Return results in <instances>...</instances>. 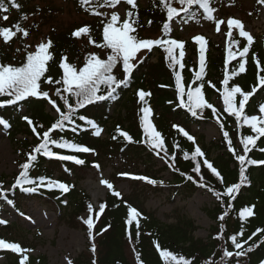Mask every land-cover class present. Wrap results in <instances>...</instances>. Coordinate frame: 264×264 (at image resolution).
Returning a JSON list of instances; mask_svg holds the SVG:
<instances>
[{
    "label": "trees",
    "instance_id": "1",
    "mask_svg": "<svg viewBox=\"0 0 264 264\" xmlns=\"http://www.w3.org/2000/svg\"><path fill=\"white\" fill-rule=\"evenodd\" d=\"M34 1L17 0V3L21 5L20 9L17 10L11 6L10 0H0V17L3 15L9 17L7 21L0 19V27H12L19 23L21 27L28 31V36L40 34L41 30L47 27L48 30L43 43L49 40L52 42V47L49 51L53 55V60L49 62V71L46 72V76L59 79L63 75L62 69L59 67L62 57H67V62L77 67L83 66L85 57L90 53H96L103 59L107 58V53L110 50L96 48L94 44L89 43L88 37L85 35L80 37L73 35L79 28L88 25L92 29L91 34L95 42L102 43L103 25L100 21L105 17L94 16L86 12L80 6L79 0H62L71 5V12H74L75 16L81 18L78 23L66 25L60 21L57 14H54L61 10L51 7L40 9L38 5H31ZM146 1V7L137 5V9L128 8L126 11L127 13L132 10L137 14L136 18L141 27L134 34H138V36L146 27L158 28L161 31L163 23L166 22V12L163 6L160 5L159 0ZM237 1L239 0H212V7L222 16L228 17L230 14H228L227 10L232 8ZM247 3L253 9V13H251L253 15L259 13L257 12L258 9L264 8V5L257 3V0H247ZM173 6L180 7L177 0H173ZM5 7L9 9L8 12L2 11ZM98 10L101 11V8ZM193 11L196 13L195 18H189V16L182 14L183 20L187 21L186 23L182 22L180 17L176 18L172 23L175 22L178 25H182L192 21H199L203 15L202 10L193 9ZM149 21L152 22L151 25H149ZM13 31H15L14 28ZM178 34L177 30L173 29L170 31V37L180 41L181 38ZM27 37H24L22 33H17V36L13 37L8 43L3 42L2 38H0V63L13 66L22 65L26 61L27 52H29V50H25ZM233 39L240 41V50L248 44L247 41L235 35H233ZM15 43L20 44L18 48L14 47ZM263 45L264 42L260 40H255L251 44L250 51L247 54L248 57L245 59L247 61L245 71L239 75L232 76V69L238 68V64L241 61L234 60L227 65V72L230 77L229 87L239 86L245 92H252L253 88L257 89L245 105V113L250 116L262 115L259 112V108L264 105V86L259 89V77L264 76V71L260 70L264 69ZM187 48L191 49L192 57L183 63L184 67L180 72L181 83L185 91L189 87L194 89L201 83V81L195 80V74L199 72L200 68L193 62V58H197V50L192 49L190 44H187ZM17 49H20V51H17ZM155 56L156 61L153 62L152 60ZM256 60L260 61V69L257 68ZM225 62L226 57L223 49L215 47L208 42L202 92L207 103L213 106V98L216 97L220 103H223V108L217 109V115H213L212 111H207L202 112V115L193 117L185 108L178 106L180 101L176 90V72H173L176 71V68L171 69L165 60L163 50L159 46L155 47L153 53H150L135 68L128 86H121L120 89H117L115 99L78 110L77 117L84 115L86 119L93 120L105 134L107 133L106 139H102L100 135H95V130L85 121H81L78 118L76 119V124L80 127L76 132L71 131L74 125H66L65 131L55 130L50 133L58 141L62 139L92 149L88 153H79L69 149L53 147L54 152L62 155H73L78 159L84 160L85 163L83 165H76L71 161L60 162L37 154V166L30 170V178L38 179L44 177L55 179L57 177L59 182L69 186V191L62 193L59 189H54L44 193L38 188L36 192L29 193L14 189L5 194L7 204L13 210L18 211L22 218L25 219L27 214L23 204L25 203L26 205V201L32 202L34 205L53 211L58 220H64L63 224H65L71 221L74 216L84 213L91 204L88 196L78 191L75 185H70L68 177L71 175L76 176L97 165L99 166L97 167L98 169H104L107 165L118 164L117 170L113 171V176L116 180H119L122 178V174L137 176L135 175L136 172H133L130 167L132 165V167H135L139 164V166L145 167V171H148L146 175L142 176L160 182L161 179L157 176V172L151 175L152 171H149L154 165V161L151 156L153 150L145 143L146 136L143 135V127L141 125V117L143 116L141 108L145 105L140 101L138 91L143 90L151 93L150 96L145 97V100L147 101V106L152 110L151 116L156 130L161 133L164 148L168 152V156L165 157L162 150H155L156 152L160 151V156L163 157L162 160L166 165L162 170H169L171 174V179L168 183V190L170 191L169 201L174 202L177 198L184 201L188 200L201 188L198 184L204 183L205 187L202 189L214 198L213 206L204 210L207 217L214 223V227H212L206 241L198 239L195 236L197 227L194 222L181 211H174L171 216V219H173L172 223H164L157 218L154 212H149L145 209L140 195L132 194L129 197L120 195L117 197L113 195V191H117L113 186L104 201L105 210L94 229L97 238V249L95 253L91 252V256L82 257L75 264H94V262L95 264H132L127 256V251L132 250L130 249L131 247L135 252L136 258L139 255L138 264H165V261L160 256V251L164 250L178 256H184L191 261V264H213V262L215 264H264V231L252 236L254 232H257V229H264V164L245 165L248 182L241 187L236 199L230 201L231 207H229V197L224 196L218 200L212 192L208 191V188L211 187L215 191L223 192L226 187L239 183L240 165L236 157L228 149L224 132L229 134V139L232 140V146L236 150L237 155L244 154L243 145L240 143L243 136L256 135L246 125L238 127L235 117L224 111L221 93L225 88L223 84L226 71ZM122 78L123 75L118 76V79ZM55 87H59V85L43 84V90L50 89L54 91ZM6 99L8 98L0 97V102ZM55 99L58 105H63L58 100V97ZM240 99L241 97L237 94V107ZM70 102L74 104L73 100ZM47 104L46 100L30 98L29 101L21 102L18 106L5 105L0 107L1 117L13 127L9 136L13 138L17 133L27 136L22 148L29 149L33 142H39L40 139L37 133L42 135L58 119L47 113ZM23 109L24 115H22ZM62 110L66 111L63 107ZM23 116L31 119L33 124L29 125L22 118ZM210 122L217 124L222 132V137L218 141L206 143L200 130L203 124ZM174 125L178 127H173ZM221 125H223V128ZM33 128H36V132H33ZM179 129H183L184 132L192 136L194 142L189 140ZM120 132H126L130 135L132 142L125 140L120 135ZM29 138L32 144L27 141ZM36 138L39 140H36ZM236 139L239 140V145L236 144ZM197 147L203 155L196 156L193 159L192 157ZM149 149L150 151H148ZM261 149H264V137H260L257 140L256 147L247 154L248 158L264 161V151H261ZM185 153H187V159L185 158ZM173 156L175 159H170ZM205 160L211 163L213 168L220 173L223 183L213 173L212 169L207 167L204 163ZM25 162H27V157H25ZM197 164L200 165L199 176L193 171ZM154 166L156 167V165ZM138 174L145 173L138 172ZM187 176H192L193 180L198 183L189 181ZM201 177H203V180H201ZM157 184L159 186L160 183ZM26 187H31V185ZM153 189L158 191L159 188L153 187ZM63 194L67 197L68 203H63ZM130 207L135 208L141 215L133 219L131 225H128L126 220L128 219ZM244 208H252L253 215L242 220L239 213ZM225 212L228 214L221 221L219 217ZM137 222L139 223L138 229L136 227ZM8 223L6 221L4 225H0V228L8 230L14 225L21 228L17 223H10L9 226ZM1 229L0 239L6 243H11V239L3 237ZM104 229L107 230L104 231ZM137 231L139 232L138 236ZM241 231H243L242 236L238 235ZM233 235H237L238 241L241 243L252 236V239L244 244V249L252 247L253 250L245 256L223 257L225 250L233 253L237 251L230 239ZM129 236H131V239ZM157 243L160 246L159 250L156 247ZM11 253L12 251L8 249L0 250V255H5L6 257V264H19L20 259L23 257L22 252L15 257H11ZM38 261L46 264L44 257L42 259L30 258L27 264H36Z\"/></svg>",
    "mask_w": 264,
    "mask_h": 264
},
{
    "label": "snow or ice",
    "instance_id": "2",
    "mask_svg": "<svg viewBox=\"0 0 264 264\" xmlns=\"http://www.w3.org/2000/svg\"><path fill=\"white\" fill-rule=\"evenodd\" d=\"M124 2L128 5H131L132 9H137L136 0H124ZM177 2L180 5L179 8L173 6V0H159L160 5L163 6V9L166 12V22L162 25L164 36L159 39L152 40L141 39L138 37V34H134L137 33V29L141 27L138 19L136 18V12L129 10L127 12V18L122 19L117 11L111 12L109 17L107 13L98 10L99 8L106 7L116 8V6L121 3V0H79L80 6L86 12H89L94 16L105 17L100 21V23L103 25V39L102 43H96L91 34L92 29L88 25L79 28L73 33V35L75 37L85 35L88 37L89 43L94 44L96 48L110 51H108L106 59L101 58L96 53L88 54V56L85 57V62L82 67H77L76 65L67 62V57H62L59 67L62 69L63 75L59 79H54L51 76L45 75L46 72L49 71V62L53 60V55L49 51V49L52 47V42L50 40L46 43H40L38 46H36L34 51L27 52L26 61L20 66L0 63V97L8 98L5 101L0 102V107H4L5 105L18 106L21 102H26L29 101L30 98H35L38 100H46L47 103L51 105V107L59 114L58 119L50 129L45 130L42 135L37 133V136L41 142L33 149V152L28 155L27 162L20 165L22 170L19 172L13 187H20L25 192L33 193L36 192L40 187H47L49 190L56 188L62 193L68 192L69 186L55 179L44 177H40L38 179L30 178V170L37 166V154L49 159H55L60 162L71 161L76 165H83L85 163L84 160L78 159L73 155H62L54 152L53 147L57 149H69L81 153H88L92 151V149L78 145L76 143H70L62 139L58 141L57 139H54L50 133L55 130L63 132L65 131L66 125H74L71 128V131L76 132L80 127L78 124H76V119L78 118L81 121H85L91 126L92 129H95L94 134L99 136L102 129H100L93 120L86 119L84 115H79L77 117L78 110L85 109L90 105H96L100 102H105L110 99H115L117 96V89H120L121 86H128L132 73L137 67V64L133 63V61L136 60L137 52L142 49L152 51L153 46H159L167 54L166 60L169 61V67L172 68L179 64L180 68L182 69L184 64H182L180 60H178L174 55V49H183L184 42H178L177 40L170 37L172 21L178 17L182 18V14L189 16V18H195L196 13L193 11V9L202 10L204 18L215 23L217 32L220 31V25L225 23L224 20H217L214 16L216 9L212 7V0H177ZM10 3L11 6L17 10H19L21 7V5L17 3V0H10ZM257 3L264 5V0H257ZM2 11L8 12L9 9L5 7L2 9ZM0 19L7 21L9 17L7 15H3L0 17ZM182 22L186 23L187 21L183 20L182 18ZM148 23L151 25L152 22L149 21ZM233 27L238 29V34L241 38H246L248 41V44L243 46L242 50H240V41L233 39ZM13 28L15 31H13ZM227 28L228 32L226 35L230 43L227 53L228 60L225 62L226 71L223 81L225 88L221 93L223 96L224 111L235 117L238 127H243L246 125L251 129L252 132L256 133L255 136H243L240 143L243 145L244 154L237 155L236 150L232 146V140L229 139V134L224 132V137L228 143V149L233 153L240 165L239 183L226 187L223 192L215 191L211 187L208 188V191L212 192L218 200L224 196L229 197V207H231L230 201L236 199L241 187L248 182V178L246 176L247 169L245 165L264 164V161L249 159L247 156V154L256 147L257 140L260 137H264V115L250 116L245 113L246 102L249 100L250 96L255 93L257 90L256 88H253L252 92H245L239 86L229 87L230 77L227 72V65L232 59H235L237 55H239L241 58L246 57L250 51V46L253 43V39L250 33L245 30L243 22L239 19L228 18ZM17 33H22L24 37H27L29 34L28 31L21 27L19 23L13 25L12 27H0V38H2L3 42L5 43H8L13 37L17 36ZM193 39L195 43L200 45V68L199 72L195 74V80L201 81V83L196 88L193 89L189 87L187 91H185V88L181 83L182 77L179 73H176V90L178 92V99L180 101L178 106L185 108L191 113L193 117L202 115V110L206 108H211L212 114L217 115V110L211 104L205 101L204 94L202 92L204 87L203 77L205 74V46L207 41L205 37L200 35L195 36ZM233 47L236 48V51H232ZM26 49L27 46H25V50ZM17 51H20V49H17ZM184 55L185 53L181 51L180 56L183 57ZM142 62V60L138 61V63ZM246 62V60H241V62L238 64V68L232 69V76L239 75L240 73L244 72ZM118 65L122 67L124 74L122 79H118L117 75L114 74V69H116ZM256 65L257 68L260 69L259 60H256ZM260 70L264 71V69ZM259 82L261 86H264V76L259 77ZM43 84L59 85V87H55L54 95L63 101L62 106L58 105L57 100L50 96L49 91L43 90ZM210 86L215 87L214 85ZM237 94H239L241 97L238 107L236 104ZM150 95V92H145L143 90L138 91L139 99L145 105L141 108V112L143 113V116L141 117V125L143 127L144 134L147 137L145 143L152 150H162L164 152V156L167 157L168 152L167 149L164 148V141L161 137V133L156 131L150 120L152 110L147 106V101L145 100V97ZM71 100H74L75 103H71ZM62 107L65 108L66 111H63ZM259 112L264 114V105L260 106ZM22 118L26 120L29 125L33 124V121L27 116H23ZM0 125H2L4 128L10 127L9 123L4 119H0ZM173 127L178 126L174 125ZM221 127L223 128V125H221ZM32 130L33 132H36V128H33ZM117 131H119V129H117ZM179 131L187 136L189 140L194 142V138L188 135L187 132H184L183 129H179ZM120 135L123 136L125 140L132 142V137L126 132H120ZM113 138L115 139V137ZM261 151H264V149H261ZM156 154L160 155V151H157ZM202 155L203 153L197 147L192 158L195 159L196 156ZM161 158L163 159V157ZM185 158H188L187 153H185ZM170 159L174 160L175 157H170ZM204 163L208 168L212 169L213 173L219 177L221 183H223V178L220 176V173L217 172L215 168H213L212 164L206 160ZM96 167L99 166L97 165ZM193 171H195L199 176L200 165L197 164ZM131 179L143 180L153 185L162 183V181L158 182L144 176H132ZM187 179L193 183H198L197 181L193 180L192 176H187ZM201 180H203V177H201ZM101 183L106 185L107 188L113 189V185L108 181L102 180ZM25 185H31V187H24ZM198 186L203 188L205 187V184L199 183ZM113 195L119 197L121 193L118 191H113ZM9 203H11V201H9ZM104 210L105 205H100L99 213H103ZM88 211L89 213L93 211L91 205H89ZM99 213L97 214L98 216ZM227 214L228 213L225 212L219 217V219L223 221ZM140 215L141 214L135 208L130 207L126 223L131 225L133 219L139 217ZM239 215L242 220L246 217L252 216V208H244L239 213ZM82 219L84 224L87 226L89 236L92 237V230L94 228L92 216L89 215L86 219ZM4 223H6L5 220H0V224ZM136 227L137 229L139 228L138 222ZM106 230L107 229H104V231ZM261 231H264V229H257V232H254L252 236H255ZM138 235L139 232L137 231V236ZM238 235L242 236L243 231H241ZM252 236L248 237V240H251ZM129 238L131 239V236H129ZM230 239L232 245L237 249V251L233 253L232 251L225 250L223 252V257L225 258H231L234 255L237 257L245 256L253 250L252 247L244 249V244H246L248 240H245L243 243H241L238 241L237 235L231 236ZM156 247L159 250L160 246L158 243ZM0 249H8L13 253L31 251L29 249H22L17 243H6L2 239H0ZM91 250L93 253H95V244L92 245ZM160 256L165 261V264H191V261L187 260L184 256H178L167 250L160 251ZM137 260L139 261V255L137 256ZM27 262L28 256L24 255L20 259L19 264H27ZM69 264H71V261H69ZM213 264H215V262H213Z\"/></svg>",
    "mask_w": 264,
    "mask_h": 264
},
{
    "label": "rangeland",
    "instance_id": "3",
    "mask_svg": "<svg viewBox=\"0 0 264 264\" xmlns=\"http://www.w3.org/2000/svg\"><path fill=\"white\" fill-rule=\"evenodd\" d=\"M136 3L137 5H140L142 7L147 6L146 0H136ZM31 5H38L40 9L51 7L56 10H61L54 14H57V17L60 19V21L66 25L78 23L81 19L78 16H75L74 12H71V5L62 0H35ZM128 8H131V5H128L124 2V0H121V3L117 5L116 8H101V12L107 13L110 17L111 12L117 11L120 14L121 18L124 19L127 17L126 11ZM177 8L179 7L177 6ZM252 10L253 9L249 7L247 0H239L234 6H232V8L227 10L228 14H230V16L228 17L222 16L218 11H215L214 16L216 17V19L225 21L224 24L220 25L219 32H217L216 30L215 23L213 21L205 19L203 15L199 19V21H192L187 24L178 25L177 23L173 22L171 30H177L179 32L178 35L181 38V40L178 42H184V48L174 49V55L178 60H180L182 64L185 61H188V59L192 57L191 49L187 48V44H190L191 48L197 50L198 53L197 58H193V62L200 67V45L195 43L193 39L195 36L200 35L205 37L206 41L211 43L215 47L223 49L226 59L228 60L227 53L230 43L226 35V33L228 32V18L239 19L243 22L245 30L250 33L253 41L260 40L264 42V8L258 9L257 12L259 13H256V15L251 14L253 13ZM47 30V27H44L41 30L42 32L40 34L30 35L27 37L25 46H27V50H29V52L34 51L36 46L44 42ZM232 32L233 35L241 38L238 34V29H236L235 27H233ZM162 36H164L162 30L160 31V29L158 28L156 29L146 27L141 31L138 37L141 39L155 40L161 38ZM241 39L247 41L246 38ZM19 45L20 44L15 43L14 47L18 48ZM155 47L157 46H153L152 51L142 49L137 52L136 60H134L133 63H136L137 66L141 64L138 63V61H144L150 53H153ZM181 51L185 53L183 57L180 56ZM232 51H236V48L233 47ZM163 55L165 56L166 60L167 54L164 51ZM246 58L247 56L241 58L239 57V55H237L236 58L232 59L230 62L234 60L241 61L245 60ZM152 61H156V56ZM166 61L169 64V61ZM171 69H175L176 71H172L179 74L181 72L179 64L175 65ZM114 74H116L117 77H120L122 75L124 76L122 67L120 65H118L117 68L114 69ZM46 91H49V94L53 99L56 98V96L54 95V91L50 89ZM58 100L63 103L62 100ZM213 107L216 110L221 109L223 108V103H220L218 99L214 97ZM46 111L47 113L52 114L53 117L58 118L59 114L55 111V109L51 107V105L47 104ZM207 111H212V109L206 108L202 110V112ZM22 113V115H24V109L22 110ZM150 120L156 129L154 120L151 115ZM10 131V127L4 128L2 125H0V220L8 221V226L10 225V223H17L18 225H20L19 227L23 228L22 230H20L21 228H18L14 225L8 230H3L1 228L0 229L3 237L11 239V243H17L21 248L24 247V249L31 250L29 252H22V255H27L28 259H42V257H44L46 259V264H69V261H71V264H75L80 258L89 257L92 255V245L95 244L96 248L97 243L94 229L102 214L99 213V207L100 205H104V201L106 200L107 194L110 190L106 187V185L101 183L102 180H106L111 183L115 187V189L121 193V196L129 197L132 194L140 195L145 209L149 212H154L157 218L164 223H172L173 219H171V216L173 215L174 211H181L186 217L192 220L197 227V231L195 233L196 238L205 241L208 239L211 229L212 227H214V223L209 219V217H207L204 210L213 206L214 198L205 193L202 188H199L197 192L193 194L188 200L184 201L180 198H177L174 202H170V191L168 190V183L170 182L171 174L169 170H162L166 165L163 162L161 156L156 154L155 150L151 152V156L156 167L153 165L151 170H149L153 173H149L151 175H154V173L157 172V176L160 177L162 181L159 186L158 184H149L143 180H132L127 176H125V178L123 179L116 180L113 176V171L117 170L118 164H114L113 166L107 165L104 169L91 168L89 170L81 172L80 174H77V177L75 175H71L68 177L70 185H75L78 191L83 192L86 196L89 197L91 201L90 205L93 209L91 213H89L87 209L84 213L80 214L79 216H74L71 221L63 224L64 220H58L53 211L49 210L48 208L34 205L32 204V202L26 201V205L25 203L23 205L26 209L25 213L29 217L27 219H23L18 211L8 207L5 194L14 189L20 188L13 187L15 180L19 175V172L22 170L20 168V165L25 163V157L28 158V155L33 152V149L41 141L35 143L33 142L32 144V141L29 138L27 141H29V144L32 145L29 149H24L22 147L24 146V142L27 136L22 133H17L15 137L8 138L7 134L10 133ZM200 133L203 134L206 143L218 141L222 137L220 128L217 126V124L211 122L203 124L201 126ZM143 135H145L144 131ZM101 137L102 139H106L107 133L104 134L103 132H101ZM36 140L39 139L36 138ZM236 141V144L239 145V140L236 139ZM148 151H150V149ZM132 166L130 168H132L131 170L133 172H136V174H138V172L145 173L138 175H146L148 173V171H145V167L142 165L139 166V164H137L135 167L138 168ZM55 179H57V177H55ZM153 187L159 188L158 191H156L157 189H153ZM40 190L45 193L50 191L47 187H41ZM62 201L64 204L68 203V199L64 194L62 196ZM98 213L99 216L97 215ZM89 215L92 216L94 221L92 237L89 236L87 226L84 224L82 219H86ZM130 249L132 250L127 251L129 262L132 264H138L133 248L131 247ZM18 254L19 253L12 252L11 257H15ZM0 264H6L5 255H0ZM36 264L43 263L41 261H38Z\"/></svg>",
    "mask_w": 264,
    "mask_h": 264
}]
</instances>
